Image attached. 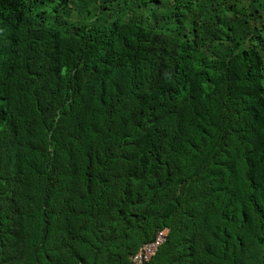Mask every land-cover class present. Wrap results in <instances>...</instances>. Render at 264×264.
Returning a JSON list of instances; mask_svg holds the SVG:
<instances>
[{
	"label": "trees",
	"instance_id": "obj_1",
	"mask_svg": "<svg viewBox=\"0 0 264 264\" xmlns=\"http://www.w3.org/2000/svg\"><path fill=\"white\" fill-rule=\"evenodd\" d=\"M264 264V0H0V264Z\"/></svg>",
	"mask_w": 264,
	"mask_h": 264
},
{
	"label": "built area",
	"instance_id": "obj_2",
	"mask_svg": "<svg viewBox=\"0 0 264 264\" xmlns=\"http://www.w3.org/2000/svg\"><path fill=\"white\" fill-rule=\"evenodd\" d=\"M168 237V231L166 229L159 230L155 238L144 244L137 253H135L131 260L134 264H146L150 262L153 257L156 256L159 249L165 244Z\"/></svg>",
	"mask_w": 264,
	"mask_h": 264
},
{
	"label": "clouds",
	"instance_id": "obj_3",
	"mask_svg": "<svg viewBox=\"0 0 264 264\" xmlns=\"http://www.w3.org/2000/svg\"><path fill=\"white\" fill-rule=\"evenodd\" d=\"M163 230V229H162ZM167 231H168V233H169V230L168 229H166Z\"/></svg>",
	"mask_w": 264,
	"mask_h": 264
}]
</instances>
